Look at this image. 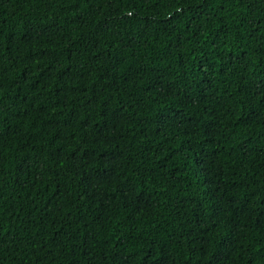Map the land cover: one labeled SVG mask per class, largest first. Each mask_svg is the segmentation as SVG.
<instances>
[{
	"label": "trees",
	"instance_id": "16d2710c",
	"mask_svg": "<svg viewBox=\"0 0 264 264\" xmlns=\"http://www.w3.org/2000/svg\"><path fill=\"white\" fill-rule=\"evenodd\" d=\"M0 264H264V0H0Z\"/></svg>",
	"mask_w": 264,
	"mask_h": 264
}]
</instances>
